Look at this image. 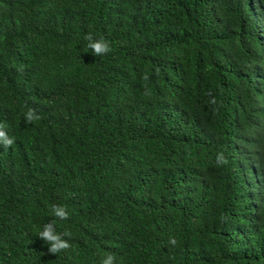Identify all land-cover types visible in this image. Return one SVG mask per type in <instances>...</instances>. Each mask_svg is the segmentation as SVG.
<instances>
[{
    "label": "trees",
    "instance_id": "1",
    "mask_svg": "<svg viewBox=\"0 0 264 264\" xmlns=\"http://www.w3.org/2000/svg\"><path fill=\"white\" fill-rule=\"evenodd\" d=\"M0 124V264H264V0H0Z\"/></svg>",
    "mask_w": 264,
    "mask_h": 264
},
{
    "label": "clouds",
    "instance_id": "2",
    "mask_svg": "<svg viewBox=\"0 0 264 264\" xmlns=\"http://www.w3.org/2000/svg\"><path fill=\"white\" fill-rule=\"evenodd\" d=\"M84 39L88 42L87 48L91 49V52L95 56H103L111 51V45L108 41H106L103 37L94 38L92 33H88L85 35ZM144 79H148L147 74L143 77ZM216 103L215 98L212 101ZM25 123L31 124L32 122L39 120L41 117L37 113L34 108H29L28 111L24 114ZM15 143L14 138L10 137L5 130V126L0 124V146L4 148H9ZM218 162L226 163L227 161L224 159L223 154L220 153L217 156ZM52 212L57 219L66 220L69 218V213L66 207L62 205H53ZM39 239L43 240L47 245V252L53 255L60 253L61 251L67 250L70 248V243L68 239L65 237H70L71 233L64 232L58 233L56 231V225L54 221L44 223L42 226V230H40L37 234ZM169 243L172 245L176 244L175 238L170 237ZM100 264H115V256L112 254H108L102 257Z\"/></svg>",
    "mask_w": 264,
    "mask_h": 264
}]
</instances>
